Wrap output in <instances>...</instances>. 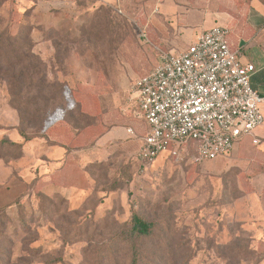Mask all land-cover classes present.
<instances>
[{
  "label": "rangeland",
  "instance_id": "rangeland-1",
  "mask_svg": "<svg viewBox=\"0 0 264 264\" xmlns=\"http://www.w3.org/2000/svg\"><path fill=\"white\" fill-rule=\"evenodd\" d=\"M34 1L0 0V30L27 32L36 16ZM69 1L70 18L62 10L56 27L46 31L58 36L60 46L49 43L53 55L42 56L44 81L50 90L63 89L49 108H39L35 130L45 135L69 112L78 131L93 139L105 128L97 131L98 117L78 115L74 98L90 110L99 99L110 109L101 121L118 114L133 82L157 63L159 49L187 43L160 12L162 2ZM10 104L0 80V138L7 133L20 141L10 129L18 122ZM35 107L30 103L26 114ZM26 146L14 159L18 148L0 146V264H129L133 240L142 250L139 264H264V152L250 156L233 149L200 164L162 154L142 171L135 159L115 150L89 163L88 188L67 198L45 188L41 153ZM134 213L154 223L150 236L127 235Z\"/></svg>",
  "mask_w": 264,
  "mask_h": 264
},
{
  "label": "built area",
  "instance_id": "built-area-1",
  "mask_svg": "<svg viewBox=\"0 0 264 264\" xmlns=\"http://www.w3.org/2000/svg\"><path fill=\"white\" fill-rule=\"evenodd\" d=\"M229 34L214 25L184 49L159 50L155 66L133 82L137 116L148 124L135 155L142 171L162 154L200 164L227 156L244 137L259 142L264 97L250 84L254 64L239 61Z\"/></svg>",
  "mask_w": 264,
  "mask_h": 264
},
{
  "label": "crops",
  "instance_id": "crops-1",
  "mask_svg": "<svg viewBox=\"0 0 264 264\" xmlns=\"http://www.w3.org/2000/svg\"><path fill=\"white\" fill-rule=\"evenodd\" d=\"M86 1L92 2V5L109 6H117L118 2H124V0ZM69 2L72 1H34L30 6L32 16L36 15L32 19L35 26L33 37L37 38L40 35L41 28L56 27L59 19L56 16L62 10L65 12L63 16L70 18L71 15L66 14L67 9L72 6ZM153 2H162L160 12L171 20L174 34L183 36L179 39L187 43L183 48L171 49L186 48L200 33L214 25L228 27L230 29L228 39L232 48L238 51L239 61L242 64L253 63L255 66L250 77L251 86L264 97V0H154ZM44 8L46 13H43L42 18L38 17L41 14L39 12ZM49 43L52 41L36 43L33 51L41 57L46 54L50 57L54 48L52 49ZM69 87L77 89L73 84H69ZM74 99L76 105L79 103L83 114L100 118L97 119V131L99 127L105 128L93 139L88 138L84 131L72 127L63 118L61 122L51 125L42 137L24 141L16 129L17 123L10 129L17 133L18 138H21L20 141L8 137L12 141L22 142L24 149L27 144H32L34 149L37 146L41 153L39 158L43 169L41 175L48 180L45 188H48L50 193L58 192L67 198H77L88 188L91 178L86 167L89 163L105 159L115 150L122 152L125 157L135 159L142 137L148 130V124L137 116L138 107L132 94L130 96L127 94L118 114H106L103 121L101 117L110 109L106 111L99 99L93 101L92 110L85 106L81 99ZM10 109L17 117L16 111L11 107ZM262 113L264 117V103ZM127 128L132 129L133 135L126 132ZM254 133L259 142L253 144L250 137H244L234 147L237 154L257 156L264 152V120ZM3 136L8 135L6 133ZM84 141L86 143L80 145ZM243 143L244 145L241 146Z\"/></svg>",
  "mask_w": 264,
  "mask_h": 264
},
{
  "label": "trees",
  "instance_id": "trees-1",
  "mask_svg": "<svg viewBox=\"0 0 264 264\" xmlns=\"http://www.w3.org/2000/svg\"><path fill=\"white\" fill-rule=\"evenodd\" d=\"M31 25L32 27L27 32L19 30L17 33H13L10 27L0 30V80L6 83L11 103L9 106L16 111L18 117L16 129L24 141L44 136V134L35 130L39 121L37 114L41 112L39 108H49L51 103L57 100V93L63 89V85H59L50 90V86L44 81L46 60L33 51L36 43L46 40L52 41L57 47L60 46L59 41L56 39L58 36L46 34L48 29L41 28L40 35L35 38L32 35L35 27L34 23L31 22ZM33 74L38 76L36 80L32 78ZM32 102L36 105L33 108L34 114L27 115L26 111ZM75 107L77 105L73 108ZM77 114L81 115L82 112L78 111ZM64 121L73 124L72 127L77 128L69 112ZM1 145L18 148V154L12 157L13 159L22 156L24 153L23 143L12 141L7 136L0 138ZM2 158L3 156L0 154V159ZM54 194L56 192L52 195ZM153 228V222L134 213L129 222L127 235L131 239L140 240L150 236ZM141 251L137 242L133 240L129 247L131 256L129 264H139Z\"/></svg>",
  "mask_w": 264,
  "mask_h": 264
}]
</instances>
